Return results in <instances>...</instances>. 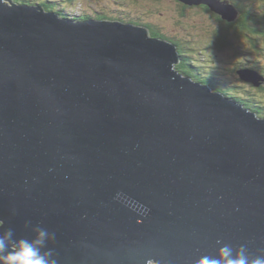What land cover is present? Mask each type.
Listing matches in <instances>:
<instances>
[{
    "label": "water",
    "instance_id": "water-1",
    "mask_svg": "<svg viewBox=\"0 0 264 264\" xmlns=\"http://www.w3.org/2000/svg\"><path fill=\"white\" fill-rule=\"evenodd\" d=\"M181 59L146 26L0 0V227L55 233L58 264H196L218 241L264 254V117Z\"/></svg>",
    "mask_w": 264,
    "mask_h": 264
},
{
    "label": "trees",
    "instance_id": "trees-1",
    "mask_svg": "<svg viewBox=\"0 0 264 264\" xmlns=\"http://www.w3.org/2000/svg\"><path fill=\"white\" fill-rule=\"evenodd\" d=\"M15 1L25 4H40L47 10L56 11L63 16H68V13H65V7L68 5L66 3H54L51 0H43L42 2L36 0ZM176 1L179 3L180 15L185 16L186 8L191 5L180 0ZM231 2L239 9L240 15L234 21L224 19V24H222L220 29L214 31L211 44L197 41L194 37L190 42L197 45L189 46L184 44V42L178 38L163 33L157 29V26L153 23L144 24L150 29L153 36L162 37L177 44L182 56L180 63L177 65L180 72L208 83L213 89L220 90L230 97L237 98L241 103L246 105V107L257 112L259 116L264 117V85L255 87L251 83L246 84L241 82L240 84V82L230 79L231 77H227L226 73L230 72L229 69L231 68L225 67L226 69H224V71L222 69V64L214 66L212 64V62L215 63L213 61V54L212 58H208L200 52V45H204L202 48H204L205 51L210 50L214 54L216 51L223 52L226 48L230 47L229 49H231V47H233L235 56L241 54V57H239L236 62V66L231 69L233 72H237V69L241 67H250L257 69L264 74V0H231ZM54 5H56V7ZM201 6L206 10H211L209 6L205 4ZM215 14L216 12L214 15ZM84 16L85 15L81 14L75 17L77 19H82ZM134 23L143 25V22L134 21ZM241 39L247 41L245 49L243 50L242 48L239 49V46L236 43ZM240 47H242V44ZM245 50L250 52L249 56L243 53ZM231 52L233 51L231 50ZM200 56H204V63L201 62V59L199 58ZM245 56L248 58H245ZM250 59L251 61L248 63ZM215 64H218V62ZM203 66H208L210 69L206 70L210 71L203 74Z\"/></svg>",
    "mask_w": 264,
    "mask_h": 264
},
{
    "label": "rangeland",
    "instance_id": "rangeland-1",
    "mask_svg": "<svg viewBox=\"0 0 264 264\" xmlns=\"http://www.w3.org/2000/svg\"><path fill=\"white\" fill-rule=\"evenodd\" d=\"M42 2L43 0H36ZM54 3H69L67 11L73 12L74 14H108L115 19L124 20L127 22L139 21L143 23H153L157 26V29L167 34L168 36H174L179 40L183 41L184 44L189 46L197 45L191 43V39L195 37L197 41L206 42L207 44L212 43L213 33L215 30L220 29L224 24L221 15L214 11L206 10L201 5L188 6L185 10V16L180 15L179 3L176 0H51ZM56 7V5H54ZM65 11V13H67ZM227 22V21H226ZM131 24V23H130ZM244 39L236 42L239 49H245L246 43ZM242 44V47L240 45ZM201 46V54L205 57L212 58L214 66L223 65L222 69L234 68L236 62L241 54L238 56L234 55V49L226 48L223 52L216 51L215 54L210 50L205 51L204 45ZM196 47V46H195ZM198 49V47H197ZM231 50L233 52H231ZM244 54L250 55V52L246 50ZM201 62L204 63V56L199 57ZM245 58H248L245 56ZM250 58V57H249ZM217 61V62H216ZM251 59L248 61L250 63ZM203 74L208 73L210 69L208 66H203ZM227 72V77L236 80L237 82H243L239 80L236 72ZM225 71V70H224Z\"/></svg>",
    "mask_w": 264,
    "mask_h": 264
},
{
    "label": "clouds",
    "instance_id": "clouds-1",
    "mask_svg": "<svg viewBox=\"0 0 264 264\" xmlns=\"http://www.w3.org/2000/svg\"><path fill=\"white\" fill-rule=\"evenodd\" d=\"M25 227L35 234L32 239H16L12 228L0 227V264H58L54 249L48 247L49 240H55V233L39 224L33 225L30 220L25 222ZM218 243L221 246L216 256H203L196 264H264V254H251L246 245L234 249L229 244Z\"/></svg>",
    "mask_w": 264,
    "mask_h": 264
},
{
    "label": "bare ground",
    "instance_id": "bare-ground-1",
    "mask_svg": "<svg viewBox=\"0 0 264 264\" xmlns=\"http://www.w3.org/2000/svg\"><path fill=\"white\" fill-rule=\"evenodd\" d=\"M77 20H81V19L79 18V19H77Z\"/></svg>",
    "mask_w": 264,
    "mask_h": 264
}]
</instances>
